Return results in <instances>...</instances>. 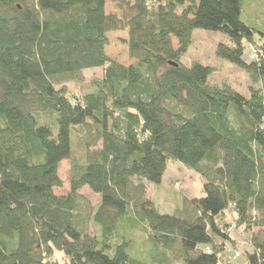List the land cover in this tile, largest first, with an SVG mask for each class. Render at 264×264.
<instances>
[{
	"label": "trees",
	"instance_id": "obj_1",
	"mask_svg": "<svg viewBox=\"0 0 264 264\" xmlns=\"http://www.w3.org/2000/svg\"><path fill=\"white\" fill-rule=\"evenodd\" d=\"M107 3L0 0V264H233L228 252L264 264V21L246 13L255 0H119L115 14ZM202 29L228 37L216 54L245 72L248 96L213 85L211 66L183 62ZM126 30L128 66L106 52L108 35ZM97 68L90 91L72 90ZM67 160L70 191L56 195ZM176 161L200 174L204 196L164 214L147 188Z\"/></svg>",
	"mask_w": 264,
	"mask_h": 264
},
{
	"label": "rangeland",
	"instance_id": "obj_2",
	"mask_svg": "<svg viewBox=\"0 0 264 264\" xmlns=\"http://www.w3.org/2000/svg\"><path fill=\"white\" fill-rule=\"evenodd\" d=\"M119 0H108L107 9L108 14H115L117 12V2ZM125 1V0H124ZM130 1V0H127ZM256 5V8H255ZM247 16L253 22H263L264 21V7L262 3L258 0H255L254 9L246 8ZM194 41L189 48V52L183 57V62L190 66L195 62L202 63L203 65H209L215 69L214 74L211 76L210 80L213 85L223 86L229 84L232 87L242 91L245 95L248 96V86L249 79L245 72L240 68L235 67L227 60H222L218 58L216 54V46L220 42L228 41L227 36H223L218 32H211L207 30H195L193 33ZM128 30L123 33H116L108 35L109 45L106 50L108 55L115 60L125 64L126 66L135 63L129 56L128 51ZM176 43V42H175ZM250 52V51H249ZM84 82L82 84L71 85V88L74 92L86 93L91 90L90 81L94 77H103L104 70L102 68H97L96 70H85L83 72ZM54 133H57V125L53 129ZM72 151L73 156L77 157L76 159H82V143L80 137L75 134L72 135ZM60 166L59 174L62 179L64 186L62 188H57L55 190L56 195L66 196L70 191L69 184V170L71 162L67 160L62 162ZM163 183L161 185H152L149 184L147 188L148 199L154 202L155 206L161 213H175V211L184 204V199L199 198L204 196L203 184L204 179L197 174L196 172L185 168L180 162H170L168 165V171L166 172ZM179 183V186L178 184ZM82 194H85L93 205H97L100 201V197L96 194H93L89 191L88 188L81 190ZM93 232V231H92ZM250 234L242 233V231H236L234 233L235 238L240 242L244 247H249L250 244L249 236ZM142 235L136 234V239L133 237L137 249L139 247V242L142 239ZM141 245V242H140ZM229 258L233 264H247L246 254H242L241 257H236L235 253L228 252ZM59 256V255H58ZM178 264H184L180 261Z\"/></svg>",
	"mask_w": 264,
	"mask_h": 264
},
{
	"label": "built area",
	"instance_id": "obj_3",
	"mask_svg": "<svg viewBox=\"0 0 264 264\" xmlns=\"http://www.w3.org/2000/svg\"><path fill=\"white\" fill-rule=\"evenodd\" d=\"M252 52L250 53V57L252 58V59H256L257 57H256V52H255V49H253V50H251ZM234 228V227H233ZM237 256H239V253H237Z\"/></svg>",
	"mask_w": 264,
	"mask_h": 264
}]
</instances>
